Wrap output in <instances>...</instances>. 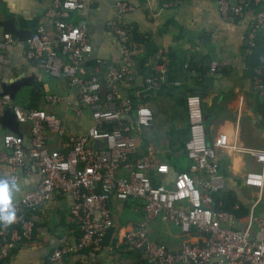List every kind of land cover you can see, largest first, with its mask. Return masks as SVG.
Segmentation results:
<instances>
[{
	"label": "crops",
	"instance_id": "obj_1",
	"mask_svg": "<svg viewBox=\"0 0 264 264\" xmlns=\"http://www.w3.org/2000/svg\"><path fill=\"white\" fill-rule=\"evenodd\" d=\"M117 3L133 8L124 17V23L134 29V45L129 65L131 77L117 83L116 94L120 99H130L134 107L145 105L154 118L153 125L140 134L130 159L144 158L150 163L149 174L155 181L160 180L157 166H169L170 172L162 180L169 186L178 173L189 171L191 162L185 151L190 138L186 99L191 94L200 96L209 144L224 135L228 136L229 143V148L217 152L226 185L213 199L218 208L233 204L232 211H228L234 214L232 228L241 231L258 197L256 189L244 184V178L250 171L261 170V165L240 150H264V90H259L256 84L258 71L264 84V29L258 33L255 46L248 45L251 24L264 9V3L240 20L225 21L209 0H182L175 7H165L171 0H94L84 10L75 12L70 22L87 28L92 53L84 59L83 66L101 82L103 94L105 75L123 63L121 46L107 30V23L116 16ZM52 4V0H0V21L13 17L18 29L32 33L44 26L53 40L56 27L48 17ZM3 36L0 28V38ZM159 49L167 57L164 82L149 86L145 81L153 71ZM26 50V44L18 39L5 49L9 64L1 71L0 93L3 84L25 78L29 84L18 91L16 100H12L13 106L25 111L43 110L57 116L68 135L84 134L93 121L90 111L81 107L77 91L65 76L48 75L28 58ZM214 62L220 64L216 73L211 72ZM48 95H59L63 100L49 106L45 101ZM31 127L30 123L19 125V133L28 147ZM7 133L10 132L0 125V181H7L9 203H15L37 188L40 176L38 169L33 168L30 176L21 174L18 182L9 181L12 174L6 163L9 151L2 144ZM48 137L51 150L69 151L67 137L60 138L53 132ZM93 146H102V143H93ZM71 203L70 196L55 194L48 203L33 211L30 214L35 224L32 238L18 243L5 264H51L50 256L55 250L66 244L75 245L80 233L70 214ZM143 204V200L135 198L113 201V227L104 238L103 249L68 254L64 264L139 261L141 255L126 251L123 241L126 233L142 219ZM254 214L264 217V196ZM149 237L171 251H178L184 242L196 243L205 238L199 232L184 235L176 225L162 219L150 222Z\"/></svg>",
	"mask_w": 264,
	"mask_h": 264
},
{
	"label": "built area",
	"instance_id": "obj_2",
	"mask_svg": "<svg viewBox=\"0 0 264 264\" xmlns=\"http://www.w3.org/2000/svg\"><path fill=\"white\" fill-rule=\"evenodd\" d=\"M48 17L56 27L52 40L44 26H39L25 43L26 54L45 72L54 77L65 76L77 91V99L91 113L93 125L81 135H68L65 125L55 115L43 110H20L12 105L9 95H0V116L11 108L17 123L31 124V144L26 146L22 136L7 133L2 138L9 151L6 163L12 174L9 181L18 182L20 175L30 176L37 168L40 176L35 190L28 192L15 203L12 222L0 219V264H5L18 243L29 241L34 231L30 214L48 203L55 194L70 196V214L79 228L77 243L66 244L50 256L51 264H64L68 254L81 251L91 253L103 249L104 238L113 227L111 204L130 198L143 200L142 219L129 230L123 241L128 252L139 253L141 259L130 264H264V217L254 214L264 196V150H240L255 158L261 170L245 175L244 184L257 190V200L250 207L247 222L241 231L234 230V214L221 210L213 199L225 189V178L220 172L217 152L229 148L228 136H220L209 144L200 96L191 94L186 99L189 114L190 138L185 151L191 165L189 171L178 173L172 185L163 183L170 168L159 165L155 181L149 174L150 163L144 158L130 159L138 145L143 130L153 125V114L145 105L133 106L130 99H120L116 85L130 79L129 67L133 52L134 29L124 23V17L133 11L125 3H117L113 20L107 30L121 46L122 65L112 68L101 82L89 75L83 66L84 59L92 53L87 38V28L70 22L75 12H80L94 0H52ZM182 0H171L165 7H175ZM218 8L225 21L240 20L264 3V0H209ZM248 45L264 29V9L253 20ZM16 41L5 34L0 38V77L4 65L9 64L5 49ZM152 73L146 78L149 86L164 82L167 57L162 50L155 55ZM220 64L214 62L211 72ZM261 72L256 75L257 88L264 90ZM59 95L45 97L47 105L61 103ZM130 121H125V119ZM49 132L68 138L69 151L51 150ZM93 143H102L94 147ZM2 208V205H0ZM239 208V207H237ZM7 210V209H4ZM162 219L176 225L184 235L201 233V242H184L178 251L149 237V224Z\"/></svg>",
	"mask_w": 264,
	"mask_h": 264
},
{
	"label": "water",
	"instance_id": "obj_3",
	"mask_svg": "<svg viewBox=\"0 0 264 264\" xmlns=\"http://www.w3.org/2000/svg\"><path fill=\"white\" fill-rule=\"evenodd\" d=\"M0 28L2 29L3 35L10 34L23 43H26L32 36V32L18 29L16 20L13 17L5 21H0ZM28 84L29 81L25 78H18L10 84L5 83L3 84V91L0 95H9L10 98L15 101L18 91ZM0 125L3 129L8 130L10 133L21 136L19 133V124L17 123L11 108H7L4 111V114L0 116Z\"/></svg>",
	"mask_w": 264,
	"mask_h": 264
},
{
	"label": "clouds",
	"instance_id": "obj_4",
	"mask_svg": "<svg viewBox=\"0 0 264 264\" xmlns=\"http://www.w3.org/2000/svg\"><path fill=\"white\" fill-rule=\"evenodd\" d=\"M9 199L8 183L7 181H0V205H2V208H0V219L10 223L14 219V209H11Z\"/></svg>",
	"mask_w": 264,
	"mask_h": 264
},
{
	"label": "trees",
	"instance_id": "obj_5",
	"mask_svg": "<svg viewBox=\"0 0 264 264\" xmlns=\"http://www.w3.org/2000/svg\"><path fill=\"white\" fill-rule=\"evenodd\" d=\"M232 207H233V204H231L230 206H224L223 208H220L221 210H225V211H232Z\"/></svg>",
	"mask_w": 264,
	"mask_h": 264
},
{
	"label": "rangeland",
	"instance_id": "obj_6",
	"mask_svg": "<svg viewBox=\"0 0 264 264\" xmlns=\"http://www.w3.org/2000/svg\"><path fill=\"white\" fill-rule=\"evenodd\" d=\"M255 196H256V194H255Z\"/></svg>",
	"mask_w": 264,
	"mask_h": 264
}]
</instances>
